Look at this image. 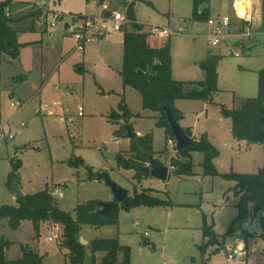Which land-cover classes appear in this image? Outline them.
<instances>
[{
  "label": "rangeland",
  "instance_id": "1",
  "mask_svg": "<svg viewBox=\"0 0 264 264\" xmlns=\"http://www.w3.org/2000/svg\"><path fill=\"white\" fill-rule=\"evenodd\" d=\"M103 1L45 0L49 10L59 13L63 20H56V26H52L51 18L42 19L37 22V28L44 31L17 34L19 43L38 41L21 44L18 60L6 54L5 62L0 64V124L6 134L0 133V206L17 203L11 178L12 161L20 162L16 174L21 178L24 194L48 188L55 194L59 207L73 215L78 204L89 200L115 202L110 186L103 179L92 178V174L95 177L99 172H108L129 190V196L148 190L164 202L121 210L119 223L115 225H83L81 237L87 244L93 238H118L122 245L131 248V264H264V239L260 237L264 212L249 218L247 226L244 222L237 223L236 232L225 237L239 212V197L231 190L235 181L204 174L202 152L192 153L193 176L179 177L170 169L165 182L153 177H137L135 168H122L117 159L105 155L106 150L108 153L118 151V155L129 153L124 151L130 148L122 129L126 122L117 123L110 118L124 98L132 112L143 114L132 118L135 131L153 133L156 150L165 148L166 132L148 116L153 113L143 109L141 93L123 85L121 33L110 34L87 44L84 50H76L71 32L64 28L72 15L97 16L102 6L126 12V5L134 2L136 16L146 24L147 31L151 25L172 31L185 30L170 35L176 78L203 80L206 78L203 65L208 55L220 56L219 92L215 100L229 108H240L247 98L258 95L259 73L264 69V4L260 27H254V10L249 21L237 15L234 8H228L227 0H213L214 16L232 18L229 36L213 47L207 38L210 30L206 20L193 23L192 0ZM32 7L35 9L36 5ZM159 37L162 39L157 44L165 42L163 38L168 36ZM24 75L26 79L21 78ZM47 75L50 76L46 78ZM59 85L69 88L71 94L57 91ZM54 101H62V105L53 106ZM12 102L22 106L13 107ZM203 105L201 100L183 101L186 123L192 125L196 137L206 131L211 135L220 152L214 162L218 172L256 173L264 167V145L236 140L231 132V120H220L219 107ZM80 106L83 116H79ZM44 108L54 115H49ZM61 116L68 121L62 122ZM10 133L14 138L8 137ZM167 143L162 157L169 165L179 156L176 146L171 145L169 139ZM79 158L85 165L70 164ZM58 189L62 197L57 195ZM205 221L214 225L218 237L204 255L200 246L206 241L202 229ZM63 235L62 225L42 224L37 235L30 220L23 221L18 229H12L7 219L0 222V238L12 242L5 252L7 260L20 258L24 246L43 255L45 264H61L68 256L60 247ZM241 242L246 246V254L229 256ZM217 247L220 252L212 254ZM104 255L98 252L97 260L100 262ZM86 259L89 263V249Z\"/></svg>",
  "mask_w": 264,
  "mask_h": 264
},
{
  "label": "trees",
  "instance_id": "2",
  "mask_svg": "<svg viewBox=\"0 0 264 264\" xmlns=\"http://www.w3.org/2000/svg\"><path fill=\"white\" fill-rule=\"evenodd\" d=\"M211 1L193 0L195 20L209 19ZM10 2L11 0L0 2V64L6 54L11 55L14 59L18 58L20 54L21 44L17 41V32L11 26L13 19L8 13ZM203 4H206V8L201 10ZM128 17L132 22L133 30L125 31L124 35L123 69L121 71L123 84L125 87L136 89L141 93L143 108L159 113L156 126L165 129L168 139H175L164 107L168 106L172 109L175 117L180 121L183 114L176 108V100L198 99L209 104L214 103V96L219 92L217 67L221 57L212 53L208 55L204 64L206 70L204 80H176L173 77L171 45L152 47L148 44L149 34L143 32V26L136 22L133 2L128 6ZM8 42H10V47L7 45ZM219 106L222 116L232 120V133L236 140L264 145V69L259 73V90L256 97L247 98L240 108H228L223 104ZM118 110H114L110 114V118L114 122L123 120L130 123L132 117H140L139 114L133 115L125 99L119 102ZM185 131L192 136L190 129L185 128ZM153 140L151 132L131 139L129 153L117 156L119 166L125 169L135 168L136 176L144 179V173L138 166L148 164L145 154L156 153ZM175 149L179 157L173 158L170 165L177 176L190 177L194 175L195 164L192 162V153L199 151L204 154L202 162L204 174L220 175L235 181L231 190L239 197L237 204L239 212L231 222L225 237L232 236L236 232L235 225L237 223L244 222L247 226L249 218L254 217L258 212H264V167L256 173L218 172L214 161L219 157L220 152L205 133L199 140L192 138L191 144L185 149L179 151L177 148ZM12 163L14 171L11 178L14 181L16 172L20 168V162L12 161ZM70 164L80 166L85 165V162L79 158L77 162L72 161ZM92 178H95L93 174ZM163 202V199L152 195L147 190L135 193L133 196L130 195L121 203L110 202L112 207L107 212L102 211L98 200L80 203L75 208V215H73L62 210L55 194L46 188L33 194H24L23 197L17 199L16 205H1L0 222L7 219L12 229H18L23 221L30 220L33 222L37 235L40 234L42 224L62 225L64 235L62 242L60 241V247L68 251V258L62 264H131V248L122 245L118 238H95L87 245L82 244L80 240L82 226L85 224L96 227L115 225L119 223L121 210L129 211L142 205H163ZM261 228L260 237L264 239V217L261 218ZM202 229L206 241L200 246V249L205 255L209 246L217 242L218 235L214 231V225H208L206 221ZM244 232L248 233V230ZM11 245L12 242L9 240L0 238V264H45L43 255L24 246L20 258L7 260L5 252ZM88 249L90 250L89 263L86 259ZM220 250V247H217L212 254L218 253ZM98 252L105 253L100 262L96 258Z\"/></svg>",
  "mask_w": 264,
  "mask_h": 264
},
{
  "label": "built area",
  "instance_id": "3",
  "mask_svg": "<svg viewBox=\"0 0 264 264\" xmlns=\"http://www.w3.org/2000/svg\"><path fill=\"white\" fill-rule=\"evenodd\" d=\"M245 1V0H243ZM128 3L126 6V12H121L119 10H108L105 9L97 16H82V15H72L71 21L65 25V29L70 31L72 37L74 39V49L76 50H84L86 45L91 42H96L97 40L104 38L110 34H114L123 30V28L130 23V19L128 17ZM37 8H43L48 17H50L53 22L52 26H56V20L61 18L59 13L51 12L46 3L38 1L36 2ZM247 11V10H246ZM246 18V17H243ZM232 24V18L229 16H211L207 20V25L209 27L210 33L207 35L208 41L213 47L219 46L223 40L227 38L230 34V28ZM183 32L182 29L177 31H172L165 27H160L159 25H151L149 28V34L153 36H170L174 33L181 34ZM238 56V53H235ZM56 90L61 92L63 91L65 95H70L71 91L69 88H64L62 86H56ZM13 107L22 106L21 103H11ZM62 105V101H54L53 106ZM42 110V108H41ZM39 110L38 112H41ZM45 111L48 112L49 115H54V113L47 108H44ZM79 116H83V107H79ZM60 120L62 122H67L68 118L65 116H61ZM73 121L72 118H70ZM2 124H0V133H3ZM6 136V134H4ZM9 138H14L13 134L8 135ZM169 143L173 146H176V141L174 139H170ZM57 195L59 197L63 196V193L58 189ZM52 239V238H51ZM246 246H244L241 242L238 247L234 248L229 256H236L246 254L245 252Z\"/></svg>",
  "mask_w": 264,
  "mask_h": 264
},
{
  "label": "crops",
  "instance_id": "4",
  "mask_svg": "<svg viewBox=\"0 0 264 264\" xmlns=\"http://www.w3.org/2000/svg\"><path fill=\"white\" fill-rule=\"evenodd\" d=\"M5 1H7V0H2V2H5ZM38 1H41V2H44V3H46L45 2V0H20V1H13V0H11V2H10V5L8 6V13H9V15L12 17V24H11V26L13 27V29H15L16 30V32H17V34L18 35H21V34H23V33H25V32H37L38 31V33L39 32H42V31H44V30H42V31H40L38 28H37V22H42V19H49L50 17H48V14H47V12L43 9V8H37V6L35 7V9H32L33 7H32V4H35L36 5V2H38ZM221 2H222V0H220ZM241 2V1H243V0H227L226 1V5H227V7L229 8H234V11L236 12V14L237 15H239L238 14V8H237V3L238 2ZM251 1V6L250 7H246V10H247V13H246V18H243V19H246V20H251V16L253 15V11L252 10H254L255 11V16H254V18H255V21H254V27H260V14L262 13V11H263V2H264V0H250ZM102 3H104V1L102 0ZM132 3V2H131ZM212 3H213V0L211 1V3L209 4V11H210V17L211 16H214L215 14H216V12L215 11H213L212 10ZM127 4V3H126ZM133 4H134V2H133ZM192 4H193V10H192V20H193V23H197L198 21H200V20H195L194 19V16H193V13H194V3H193V0H192ZM46 5H47V3H46ZM47 8H48V6H47ZM49 9V8H48ZM105 9H108V10H118V8H116V7H107V6H102V8L100 9V11L96 14V15H99L101 12H103ZM51 10V9H50ZM51 12H54L53 11V9H52V11ZM16 15V16H15ZM230 15V14H229ZM135 16H136V13H135ZM209 17V18H210ZM61 18H63V17H61ZM61 18H60V20H61ZM136 22L138 23V24H140V25H142L143 26V32H146V33H148L149 34V28H150V26L148 27V31L145 29L146 28V24H144V23H142V22H140L139 20H138V18H137V16H136ZM183 22H185L184 20H183ZM206 22H207V20H206ZM30 23L32 24V25H30ZM67 24V23H66ZM65 24V25H66ZM52 25V24H51ZM132 27V22L130 21V23L129 24H127L124 28H123V30L122 31H120L119 33H121V40H122V42H123V44H124V35H125V31H132L133 30V27ZM65 28V27H64ZM129 28H131V30L129 29ZM192 29H194V26H192ZM66 30V29H65ZM183 30V32L182 33H184V29H182ZM67 31V30H66ZM17 35V36H18ZM160 39H162L161 37H159V36H153V35H151V34H149V37H148V44L150 45V46H152V47H163V46H165L166 44H170L171 45V50H172V56H173V60H174V50H173V46H172V42H171V36H168V37H166V38H163V39H165L164 41L165 42H162V43H160V44H157V42L158 41H161ZM38 40H33V41H30V42H28V41H20V44H22L23 45V43H32V42H37ZM152 42H154V43H152ZM239 43V42H238ZM154 44V45H153ZM236 45H237V43H236ZM74 46H75V44H74ZM238 46V45H237ZM123 54H124V50H123ZM19 57H20V54H19V56H18V58H16L15 60H18L19 59ZM3 62H5V56H4V60H3ZM2 62V63H3ZM203 67H204V65H203ZM81 70V69H80ZM175 69H174V64H173V77H174V79H176V80H181V79H178V78H176V76H175V71H174ZM50 76V75H49ZM48 75L46 76V78H48L49 77ZM22 79H26V75H24V76H22L21 77ZM204 80V79H203ZM182 81H201V80H182ZM124 85V84H123ZM125 87V86H124ZM125 88H128V87H125ZM130 89H132V88H130ZM124 91H126V89H124ZM125 99V102H126V98H124ZM195 100H197V101H199L198 99H180V100H176V102H175V106H176V108L183 114V118L180 120V123H181V125L184 127V129L185 128H188V129H190L191 130V132H192V138H194V139H196V140H199L200 139V137H201V135L202 134H207V136H208V138H209V140L212 142V140L210 139V137H211V135L206 131V132H204V133H202L199 137H196V135L194 134V132H193V128H192V125H190L189 123H186V115H185V111H184V109H183V101H195ZM202 101V100H201ZM204 102V101H203ZM126 104L128 105V103L126 102ZM206 104H209L208 102H204V105H206ZM212 104H214V105H216L217 107H219V110H220V116H221V121L222 120H226V119H230V118H225V117H223L222 116V113H221V109H220V104H222V103H219L218 101H216L215 100V96H214V103H212ZM203 105V106H204ZM224 105V104H223ZM128 107H129V105H128ZM142 107H143V105H142ZM229 108V107H228ZM129 109H130V107H129ZM144 109V108H143ZM145 110V109H144ZM114 111V110H113ZM116 111H119L118 109L116 110ZM130 111H131V109H130ZM148 111V110H147ZM132 112V111H131ZM150 112H152L153 114H150V115H148L149 117H152V118H154L155 119V125H156V122H157V120H158V117H159V115H158V113L157 112H154V111H151L150 110ZM203 112H205V110L203 109L202 110V113ZM112 113V112H111ZM133 113V115L135 116V115H140V117H142L143 116V114L142 113H134V112H132ZM206 113L208 114V109L206 110ZM140 117H137V118H140ZM132 118H134V117H132ZM132 118H131V120H130V124L133 126V124H132ZM231 120V119H230ZM117 123H119V122H117ZM133 129H134V127H133ZM135 130V129H134ZM231 132H232V120H231ZM138 133V135L139 136H144L145 134H147V133H150V132H147V133H141V132H137ZM166 134V133H165ZM232 135H233V133H232ZM234 137V136H233ZM129 139V138H128ZM153 139H154V137H153ZM167 135H166V145L168 144L167 143ZM170 140V139H169ZM175 140V139H174ZM129 141H130V148H131V144H132V142H131V139H129ZM245 141V140H244ZM213 143V142H212ZM214 144V143H213ZM153 145H154V140H153ZM166 145H165V148H162V149H155L154 148V150L156 151V153L154 154V156L155 157H157L158 159H160L161 161H163L165 164H167L166 162H165V160H164V158L162 157L163 155H164V153H165V149H166ZM215 145V144H214ZM216 146V145H215ZM217 147V146H216ZM130 148H127V149H125L124 151H129L130 150ZM118 151H117V155H118ZM124 153V152H123ZM218 158V157H217ZM216 158V159H217ZM216 159H215V161H216ZM214 161V162H215ZM168 165V164H167ZM169 167H170V169L171 170H173V167L172 166H170V164L168 165ZM153 195V194H152ZM17 204V203H16ZM22 224V223H21ZM21 226V225H20ZM82 233V232H81ZM94 239V238H93ZM89 241H91V240H89ZM63 251V254H65V256H66V254L68 255V251H66L65 249L64 250H62ZM66 259L68 258L67 256L65 257ZM98 261V260H97ZM65 262V261H64ZM63 263V262H62ZM61 263V264H62Z\"/></svg>",
  "mask_w": 264,
  "mask_h": 264
},
{
  "label": "water",
  "instance_id": "5",
  "mask_svg": "<svg viewBox=\"0 0 264 264\" xmlns=\"http://www.w3.org/2000/svg\"><path fill=\"white\" fill-rule=\"evenodd\" d=\"M204 8H206V4H203L201 6V10H203ZM61 20H63V18H61ZM9 44L10 42L7 43V45ZM237 45L239 46L240 43H237ZM164 110L166 112L167 121L170 124L172 133L175 137L177 150L179 151L185 149L191 144L192 136L187 134L184 127L181 125L180 121L175 117L172 109H170L168 106H165ZM123 129L125 131V135L129 139H134L136 136H138V133L133 129V126L130 123H123ZM249 144H252V142L249 141ZM105 155L113 160L117 159V152L108 153L106 150ZM145 156L148 159V164L138 166V168L143 171L145 178L153 177L160 181H164V182L167 181L170 174V167L167 164H165L163 161L155 157L154 154H145ZM95 178L103 179L106 182V184L110 186L115 196V202L121 203L126 199V197L129 196V190L122 187L114 179H112L110 173L99 172L96 174ZM20 184H21V178L18 174H16L13 181V190L15 192L16 199H19L24 196ZM99 203L102 207L103 212L109 211L112 207L111 204L107 202H99ZM80 240L82 244L87 245L88 241H86L83 237H81Z\"/></svg>",
  "mask_w": 264,
  "mask_h": 264
},
{
  "label": "bare ground",
  "instance_id": "6",
  "mask_svg": "<svg viewBox=\"0 0 264 264\" xmlns=\"http://www.w3.org/2000/svg\"><path fill=\"white\" fill-rule=\"evenodd\" d=\"M251 6V1L250 0H245V1H239L237 3V8H238V14L240 17H245L247 11H246V7H250Z\"/></svg>",
  "mask_w": 264,
  "mask_h": 264
}]
</instances>
